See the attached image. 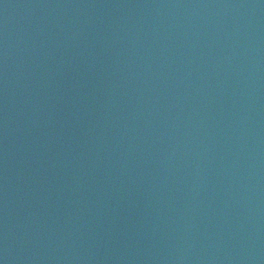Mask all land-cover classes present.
Wrapping results in <instances>:
<instances>
[{
  "label": "water",
  "instance_id": "water-1",
  "mask_svg": "<svg viewBox=\"0 0 264 264\" xmlns=\"http://www.w3.org/2000/svg\"><path fill=\"white\" fill-rule=\"evenodd\" d=\"M0 264H264V0H0Z\"/></svg>",
  "mask_w": 264,
  "mask_h": 264
}]
</instances>
